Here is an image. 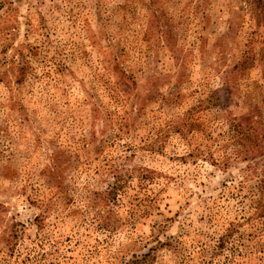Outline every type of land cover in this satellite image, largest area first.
<instances>
[{
	"label": "rangeland",
	"instance_id": "374dc122",
	"mask_svg": "<svg viewBox=\"0 0 264 264\" xmlns=\"http://www.w3.org/2000/svg\"><path fill=\"white\" fill-rule=\"evenodd\" d=\"M145 252L264 264V0H0V264Z\"/></svg>",
	"mask_w": 264,
	"mask_h": 264
},
{
	"label": "trees",
	"instance_id": "16d2710c",
	"mask_svg": "<svg viewBox=\"0 0 264 264\" xmlns=\"http://www.w3.org/2000/svg\"><path fill=\"white\" fill-rule=\"evenodd\" d=\"M242 117L236 118V120L233 122L231 121V128L235 132L236 135L240 134V129L244 126V122H248L249 117L244 116L243 121ZM59 171L58 165L56 161H53L50 165L49 172H47V175H54L57 174ZM112 181L107 183L105 186V189L102 190L104 202L101 201V206L96 209L93 213L94 217L96 216L101 222L105 225V227H111V223H109V217L110 213L108 211H104L101 209L102 205L105 206L107 201L114 200L116 198V193L121 190L122 188V180H120V176H117L113 173H111ZM97 205H92V207ZM106 219V220H105ZM149 252L141 253V254H132L128 259H126L125 264H149L151 256Z\"/></svg>",
	"mask_w": 264,
	"mask_h": 264
}]
</instances>
